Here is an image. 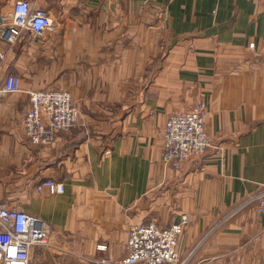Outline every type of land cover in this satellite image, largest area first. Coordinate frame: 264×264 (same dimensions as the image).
<instances>
[{"label": "crops", "instance_id": "crops-1", "mask_svg": "<svg viewBox=\"0 0 264 264\" xmlns=\"http://www.w3.org/2000/svg\"><path fill=\"white\" fill-rule=\"evenodd\" d=\"M16 1L0 0V21ZM31 1L52 25L0 42V83L18 77L0 95V203L50 228L27 264L117 259L130 226L181 214L180 264H264V213L250 199L264 184L263 0ZM42 88L68 91L78 119L38 147L22 121ZM200 101L201 166L168 167L164 123ZM44 178L64 190L37 191Z\"/></svg>", "mask_w": 264, "mask_h": 264}, {"label": "built area", "instance_id": "built-area-1", "mask_svg": "<svg viewBox=\"0 0 264 264\" xmlns=\"http://www.w3.org/2000/svg\"><path fill=\"white\" fill-rule=\"evenodd\" d=\"M51 25V17L45 11L33 8L31 0H17L11 14L2 16L0 42L13 44L22 30L40 38ZM17 90L16 75L9 74L0 83V95ZM28 98L29 108L22 122L25 136L31 144L45 147L58 133L68 132L76 124L78 109L68 91L58 88L30 90ZM205 112V104L200 101L186 111L167 117L161 132L165 165L177 170L186 160L192 159L195 168L201 166L197 156L210 146L204 126ZM43 189L54 194L62 192L64 185L52 178H44L36 185L37 191ZM250 199L256 203L257 211L264 213V184ZM188 221V215L181 214L179 221L166 226L157 225L152 219L132 225L127 232L123 256L88 259L85 264H180L176 247ZM49 236L50 228L45 220L18 207L0 203V264H27L31 248L47 244Z\"/></svg>", "mask_w": 264, "mask_h": 264}, {"label": "rangeland", "instance_id": "rangeland-1", "mask_svg": "<svg viewBox=\"0 0 264 264\" xmlns=\"http://www.w3.org/2000/svg\"><path fill=\"white\" fill-rule=\"evenodd\" d=\"M159 15V17H161V15H164V11L159 12Z\"/></svg>", "mask_w": 264, "mask_h": 264}]
</instances>
